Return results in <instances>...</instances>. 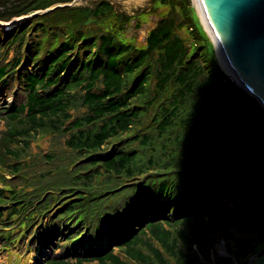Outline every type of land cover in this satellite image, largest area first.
<instances>
[{
  "label": "trees",
  "instance_id": "16d2710c",
  "mask_svg": "<svg viewBox=\"0 0 264 264\" xmlns=\"http://www.w3.org/2000/svg\"><path fill=\"white\" fill-rule=\"evenodd\" d=\"M68 1L11 0L0 20ZM52 12L64 16L60 23L72 32L69 38L55 31L43 39L49 38L45 46L29 36L23 52L0 60V97L11 93L4 99L10 104L0 105V119L8 125L5 153L17 157L34 131H50L63 134V144L76 157L58 166L61 171L47 186L23 185V193L12 189L23 206L30 205L31 220L52 207L41 199L74 194L42 216L45 226L39 228L31 263L200 264L194 244L208 256L212 236L222 235L228 244L235 234L246 235L264 211L260 104L197 43L189 50L172 17H162L138 45L126 37L130 16L108 0L57 7L34 20ZM25 38L22 32L11 43L20 42L21 49ZM40 46L50 51L44 48L43 59ZM22 122L27 127L19 129ZM22 165L16 162L12 170L24 181ZM248 179L259 185L260 210L249 206L254 201L246 191ZM73 209L91 253L72 255L82 248L69 245L50 251L61 243L55 234L64 235L57 229L59 215Z\"/></svg>",
  "mask_w": 264,
  "mask_h": 264
},
{
  "label": "rangeland",
  "instance_id": "374dc122",
  "mask_svg": "<svg viewBox=\"0 0 264 264\" xmlns=\"http://www.w3.org/2000/svg\"><path fill=\"white\" fill-rule=\"evenodd\" d=\"M9 1L11 0H0V12L4 10L5 3H8ZM84 1L85 0H76V4H81ZM108 1L113 4L116 11L125 12L130 16V19L126 24V37L132 38L138 45L144 44L145 36L154 26V24H156L162 17L169 16L172 17V20H174L173 24L175 26V32L182 38L185 45L189 44V50L191 49L190 44L197 43L196 47H199L200 51L204 50V52H208V54L210 53L211 58L216 61L217 67H219L221 71H223V66L220 63L216 48L212 42L210 35L204 27V24L202 23L196 0H165L164 3L161 0ZM32 12H36V10ZM28 15L29 13L13 16L11 19H17V21H15L13 27L5 33L0 25V60L3 59L2 62L13 60L16 53L23 52L25 50L27 38L29 36L33 38V42H37L39 40L42 41L44 38H46L47 35L53 34L55 31H57L58 35L62 38H69V35L72 33L60 23V20L64 19V16L61 14H53L51 16H48L47 18H42L37 21H35L34 18L37 17L38 14H34L31 16ZM105 17L110 16L108 15ZM111 20L114 19L111 18ZM28 30H30L29 34L26 32ZM51 30L53 31L51 32ZM21 31L26 36V38L22 44V48L20 49L17 47L20 42L15 41L11 43V41L14 39V37H19L22 33ZM60 41H58L57 43H59ZM43 43L45 44V46H47L49 44V38L43 40ZM77 43L78 40L75 42V48L77 47ZM83 43L85 42H81V44ZM44 48L46 49V51L50 52L47 47L40 46V52L38 54L42 53L41 56L39 55L42 59L45 54ZM75 48L73 50H75ZM91 49L92 51H94L96 50V47H93ZM71 52L69 51L67 54H71ZM87 55H89V52L87 53ZM154 58L155 56L153 57V59ZM46 59H50V56H46ZM215 75H217V73ZM218 77L220 78V76ZM222 80L225 81V79ZM19 85L22 86L21 81H19ZM154 86L155 80L153 76L150 84L151 90H153ZM18 90L20 91L21 95H24L25 90H23L21 87ZM169 90H173L172 85H170L167 91L165 90L166 93L169 94ZM10 95V92H8L6 95L1 94L0 105H9L10 102L4 99ZM8 99H10V97ZM161 99L162 97H160V100ZM22 126L27 127L24 122L17 125L19 129ZM7 130L8 125L4 120L0 119V188H8L9 186L10 188L12 187L18 190L25 191L23 185H25L27 188H33L37 185L47 186L51 182V179L56 174V172L61 171V167L58 166L66 163L69 158L76 159V157L72 156L70 148H66L63 144V134H61V137H59L58 132L50 131L40 133H36V131H34L35 135L31 136L30 139L29 137H27L30 145L22 150L19 156L14 157L10 154L5 153L6 137L4 136V132ZM16 145L17 143H12V146ZM191 148L194 150L195 145L191 144ZM16 162H19V164L23 163L22 166H19V171L23 170L24 181H22L21 179H17V176L20 173L12 170V165ZM215 178H218V175H216ZM262 183L264 184V178ZM245 185L246 191L253 194L254 202L249 204L250 208L256 211L260 210V206L257 204L258 201L256 197L257 189L259 188L257 181L254 179H248L245 182ZM55 188L60 187L55 186ZM20 192L23 193L22 191ZM72 196H74V194L69 192L66 197L61 198L58 201L41 199L40 203L44 204L46 201H49L48 205L53 206L49 208L48 212H46L47 214L57 206H59L61 202L65 200H73ZM241 200L246 201L245 198H241ZM13 202L14 198L10 197L8 199L0 201V204L6 205L12 204ZM74 205L75 204H73L72 206ZM14 207L18 208L19 204L14 205ZM2 208L3 207L0 205V209ZM74 211L75 210H72L73 215L78 213H75ZM2 212L3 213L0 216V224L3 226L2 223L7 220V225L13 224L11 226V230L15 231L16 234H20V236L24 235L21 238L22 242H18V244L20 245L19 249L15 250L14 247L9 251H0V264H8L9 262H13L15 256L20 255V249H25L27 252V247L24 243L27 242V238L30 235V230L37 220L32 224V211L29 204H27L22 209H19V211L15 214H13L9 210H3ZM46 214H44V216ZM257 220V224L255 226H252L248 230L246 235L239 234L237 233V229H233L231 232L237 233L235 234L236 238L228 239V244H225L226 239L222 235L220 236L216 234L212 236V238L215 239L213 241L214 247L213 249H210L208 251V256H204V252L200 249V247L194 244L192 249L200 260V264H247L251 256L256 253V251L254 253L252 252L257 248L258 250H260L262 247H264V211L260 213V216L257 218ZM44 226L45 223H42L41 227ZM26 229H28L27 232ZM11 239H13V236L11 237ZM248 241L250 242L251 247H248L246 245ZM63 242L65 241H61V245L63 244ZM34 243L35 240H28L27 242V244H29V247L33 246ZM226 246L229 251L226 249ZM56 248L57 247L55 246L50 249V251L54 250V252L58 253L61 250ZM30 256L31 252L28 253L26 259L28 260Z\"/></svg>",
  "mask_w": 264,
  "mask_h": 264
},
{
  "label": "water",
  "instance_id": "95a60500",
  "mask_svg": "<svg viewBox=\"0 0 264 264\" xmlns=\"http://www.w3.org/2000/svg\"><path fill=\"white\" fill-rule=\"evenodd\" d=\"M196 3L215 48L216 40L229 65V71L222 67L224 73L264 110V0H196ZM71 5H76V0L56 3L31 15ZM247 264H264V247Z\"/></svg>",
  "mask_w": 264,
  "mask_h": 264
},
{
  "label": "bare ground",
  "instance_id": "6f19581e",
  "mask_svg": "<svg viewBox=\"0 0 264 264\" xmlns=\"http://www.w3.org/2000/svg\"><path fill=\"white\" fill-rule=\"evenodd\" d=\"M67 3V2H66ZM199 12H200V15H201V11L199 9ZM204 17V16H203ZM201 19H202V15H201ZM17 21V19H13V20H9V21H3V20H0V25L1 27L3 28V31L6 32L8 31L9 29H11L13 27V24L14 22ZM203 22L206 24V21H205V18H203ZM207 26V24H206ZM208 27V26H207ZM215 44H216V49H217V52H218V56H219V60H220V63L221 65L229 71V65L227 64L225 58H224V55L222 54L221 50L219 49L218 47V43L217 41L215 40ZM228 65V66H227ZM223 251V250H222Z\"/></svg>",
  "mask_w": 264,
  "mask_h": 264
}]
</instances>
